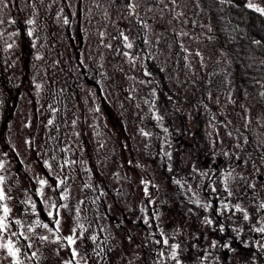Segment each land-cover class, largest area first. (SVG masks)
Instances as JSON below:
<instances>
[{
    "label": "rangeland",
    "instance_id": "1",
    "mask_svg": "<svg viewBox=\"0 0 264 264\" xmlns=\"http://www.w3.org/2000/svg\"><path fill=\"white\" fill-rule=\"evenodd\" d=\"M5 3L0 203L24 225H10L21 264H264V87L216 0ZM242 7L264 25V0ZM39 179H65L69 199ZM51 203L75 244L28 232L53 227Z\"/></svg>",
    "mask_w": 264,
    "mask_h": 264
},
{
    "label": "snow or ice",
    "instance_id": "2",
    "mask_svg": "<svg viewBox=\"0 0 264 264\" xmlns=\"http://www.w3.org/2000/svg\"><path fill=\"white\" fill-rule=\"evenodd\" d=\"M0 3L4 4L5 7H7V3H5V0H0ZM249 7H252V5H249ZM256 11L260 12L261 14H264V9H260L257 8ZM3 21L0 20V23H2ZM65 23H68L67 20L64 21ZM29 24H33L34 21L29 20L28 21ZM33 29H30L28 31V36L31 37L33 35ZM14 35V34H13ZM125 40H127V37H125ZM258 43V42H257ZM128 48L132 47L131 43H128L126 45ZM9 48L12 47L11 44L8 45ZM125 55H128L127 53H125ZM37 59H40L39 56L36 57ZM40 86L37 85V88H39ZM74 123V122H73ZM48 124H52V120L48 121ZM165 131H167V129H165ZM144 135H148V133H143ZM44 166L46 168H48L49 170H51V165L48 163V161H44L43 162ZM68 164V161H65V165ZM4 165L2 163H0V169H3ZM39 183V188L37 189V194L40 196L44 195V189L45 187H52L51 185H49L48 180L46 179H39L38 180ZM4 184V177L0 176V202H4L7 199H10V197L7 196V194L5 193L4 188L2 187V185ZM66 185V180L65 179H58L55 186L52 187L53 191H56L58 193V198L60 200H68L69 199V193L67 191V188L65 187ZM61 189H63L61 191ZM145 195H149L148 193V189H147V185L145 186ZM29 204H32L31 201H28ZM197 203H199L197 201ZM50 207L53 209H56L55 211V215L52 211H48L47 215L48 217L51 218V222L53 227H49L48 223H43L39 220H37L35 222L34 225H31L28 227V232H34L35 228H45L47 229L49 232H53L56 234L57 236V241L62 240V239H66L68 245H73L76 243V239H75V232L76 229L73 228L72 232L73 235H70L66 238L59 236V225L61 223L60 221V212H59V208L60 207H64L67 208L68 205L66 204H61V205H57L55 203H51ZM239 206H237L238 208ZM261 207H264V205H261ZM32 208L33 211L35 210V205L32 204ZM11 213V209L8 206L7 203H0V249H5L8 253V255H10L11 257L14 258V264H21V262L18 260V254L20 253V248L16 245V242H14V240L12 239V237H16L17 233L14 231H10V225L11 224H15L17 226L20 227H24V225L22 224V221L20 219H16L14 222L11 219L10 216ZM76 213L77 215L79 214V208L76 209ZM245 219H247V215H245ZM145 223H147V220L145 221ZM207 223L211 224V221H207ZM78 227L81 229V236H83V232L86 231L84 229V226L82 224H79ZM259 231L264 232V228L259 229ZM19 236L23 237L25 240L29 239V237L27 235H25L24 232H20ZM39 239L41 241H47L48 237L47 236H39ZM93 240H95V237H92ZM159 243V241H158ZM163 243L165 245L168 244V241L165 239L163 241ZM26 247H31V244L26 245ZM178 245H171L172 248V252H171V258L172 259H176L177 258V253H176V249L178 248ZM71 255L73 257V259L78 255V253L75 251V249L72 250ZM162 255V253H161ZM32 256L35 257L36 253H32ZM66 264H73V261L70 260L68 262H66ZM177 264H179V261H177Z\"/></svg>",
    "mask_w": 264,
    "mask_h": 264
},
{
    "label": "trees",
    "instance_id": "3",
    "mask_svg": "<svg viewBox=\"0 0 264 264\" xmlns=\"http://www.w3.org/2000/svg\"><path fill=\"white\" fill-rule=\"evenodd\" d=\"M216 2L221 6V13L225 20L235 31L240 47L241 66L252 80L262 82L264 87V25L261 21L262 17L245 10L242 7L244 0H216ZM261 97L264 100V89Z\"/></svg>",
    "mask_w": 264,
    "mask_h": 264
}]
</instances>
